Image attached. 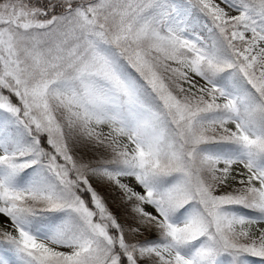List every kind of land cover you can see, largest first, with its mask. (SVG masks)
<instances>
[{"label": "snow or ice", "instance_id": "snow-or-ice-1", "mask_svg": "<svg viewBox=\"0 0 264 264\" xmlns=\"http://www.w3.org/2000/svg\"><path fill=\"white\" fill-rule=\"evenodd\" d=\"M0 264H264V0H0Z\"/></svg>", "mask_w": 264, "mask_h": 264}]
</instances>
